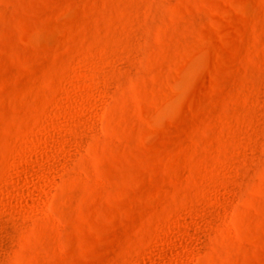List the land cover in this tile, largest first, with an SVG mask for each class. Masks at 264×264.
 <instances>
[{
    "label": "rangeland",
    "instance_id": "1",
    "mask_svg": "<svg viewBox=\"0 0 264 264\" xmlns=\"http://www.w3.org/2000/svg\"><path fill=\"white\" fill-rule=\"evenodd\" d=\"M0 264H264V0H0Z\"/></svg>",
    "mask_w": 264,
    "mask_h": 264
}]
</instances>
